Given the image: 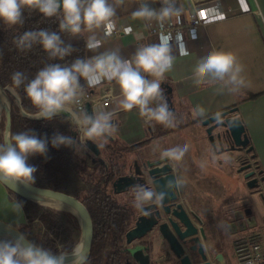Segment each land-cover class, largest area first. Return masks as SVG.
<instances>
[{"label":"clouds","instance_id":"clouds-1","mask_svg":"<svg viewBox=\"0 0 264 264\" xmlns=\"http://www.w3.org/2000/svg\"><path fill=\"white\" fill-rule=\"evenodd\" d=\"M137 4L132 15L146 22L155 21L161 27L167 21L180 22L183 9L177 0H134ZM158 2L160 7H152ZM124 0H0V23L11 28L23 25L24 11H36L43 17L59 19V31L47 29L25 31L15 40L20 51H30L39 45L47 53L50 60H64L74 51L71 44L66 45L60 32L72 36L87 33L85 47L96 52L102 40L95 34L101 31L109 37L116 30V6L123 5ZM126 34L132 32L131 27L124 29ZM136 38L142 39V34ZM177 42L181 37L175 38ZM180 55L188 52L180 45ZM176 57L173 55V37L171 33L161 32L159 42L139 46L133 56L124 59L119 49L110 50L96 55L75 58L71 64L50 63L41 68L31 80L22 72H15L12 77V91L23 85L24 97L34 112H27L21 105V113L30 119L51 122L57 117L65 118L72 126L71 131L78 135H65L59 131L49 137H38L31 129L13 133L5 129L0 136V186L18 191L29 189L36 183L37 167L28 161L30 157H48L49 146L59 149L69 148L74 154L82 155L87 149V141L97 142L100 147L114 137L118 131L114 122L118 111L131 112L137 109L146 125L153 122L165 128H175L183 119L170 110L164 89L161 84L166 73L173 69ZM244 66L232 52L213 50L197 60L193 68V77L197 84L222 85L230 93L239 92L246 87L242 73ZM27 80V83L25 81ZM95 88L103 82L115 84L119 88L116 100L117 108L107 110L98 105L89 114L84 108L86 90ZM193 117H204L205 109L197 107L192 110ZM218 122H222L217 114ZM234 123V121H230ZM190 145H175L160 152L162 162L183 161ZM212 161L216 162V151L211 149ZM228 163L230 157L223 156ZM203 166V165H202ZM163 181L161 183L160 181ZM186 180L174 170L169 178L166 174L159 180L153 179L150 185H133L130 189L131 207L142 215L151 214V206H163L166 199L174 191L179 190ZM13 208L16 213L23 212V202L15 201ZM57 207L55 211H61ZM218 227L227 230L228 225L221 222ZM10 231H16L10 228ZM79 246L65 248L59 245L56 252L42 247L29 240L27 235L16 232L13 238L0 239V264H77Z\"/></svg>","mask_w":264,"mask_h":264},{"label":"crops","instance_id":"crops-1","mask_svg":"<svg viewBox=\"0 0 264 264\" xmlns=\"http://www.w3.org/2000/svg\"><path fill=\"white\" fill-rule=\"evenodd\" d=\"M177 5L183 9L181 17L184 21L194 8L202 9L208 17L224 15L220 20L199 26L195 38H190L185 32L181 42L173 41L176 59L163 84L170 90V110L178 116L183 115L182 127L158 134L166 128L154 122L153 127L146 125L137 109L131 112L121 110L114 120L118 131L110 140L128 146L145 140L138 149L150 159L160 157V152L166 148L189 144L190 149L183 161L178 164L169 161L173 172L175 170L186 180L179 193L185 192L189 207L202 219L206 235L204 244L212 263L234 264L233 241L236 237L249 230L264 235V0H177ZM152 7L159 9L160 5L153 2ZM136 8L134 0H124L123 5H117L115 20L118 33L105 37L97 31L95 34L102 40L101 47L96 52L86 49L85 58L119 49V55L129 59L139 46L158 43V38L149 34L148 22L132 15ZM169 22L176 24L174 19ZM128 27L132 29L130 34L124 31ZM137 34L143 36L139 39L141 45L137 44ZM87 35H82L84 40ZM180 45L188 55H180ZM213 50L232 52L237 56L244 66L242 76L246 87L230 93L220 84L209 86L195 82L193 68L197 60ZM86 92L95 98L107 97L108 104L103 106L107 110L117 108L119 88L115 82H103ZM235 104L256 162L257 172L254 170L252 175L257 179L255 186L247 185L249 178L245 174L251 170H243L236 164L237 149L226 147V143L223 146L216 143L214 147L206 133V126L198 120ZM198 106L205 109L204 117H193L192 110ZM211 149H218L215 163ZM224 155L230 157L228 163L224 162ZM198 163L211 165V169L221 172L225 179H214L212 174L200 176ZM15 201L10 198L8 190L0 186V221L18 227L26 223V218L24 211L20 214L15 212ZM246 215L254 217L255 224L243 230L238 223ZM221 222L229 226L227 230L218 227ZM141 239L149 243L150 251L144 249V253L148 254V264H167V249L158 234H146ZM139 240H135L137 244Z\"/></svg>","mask_w":264,"mask_h":264},{"label":"trees","instance_id":"trees-1","mask_svg":"<svg viewBox=\"0 0 264 264\" xmlns=\"http://www.w3.org/2000/svg\"><path fill=\"white\" fill-rule=\"evenodd\" d=\"M58 23L59 19L57 17L46 18L36 11H29L27 9L24 11V23L22 26L16 25L9 28L0 23V85L3 88H12L11 77L15 72H22L27 77V80H31L47 64L60 63L62 65H69L77 57L85 58L87 48L85 47L84 38L82 36H72L67 32H60L61 38L66 45L71 44L74 51L70 56L65 57L64 60H50L47 53L39 45H34L30 51H20L16 47L15 40L23 32L42 28L49 31H59ZM27 80L25 83H27ZM81 84L88 91L87 85L83 80ZM6 93L10 102H12L13 96L11 92L6 90ZM15 93L18 94L20 100L19 107L22 105L29 113L35 111L24 97L23 85L21 88L16 89ZM15 108L18 110V106ZM229 109H233L230 113L231 116L239 117L236 104L224 110ZM2 120L5 121L4 114L1 116L0 123ZM198 120L202 121V119ZM17 124H20L24 131L31 129L38 137L50 138L57 131L65 135H78V133H74L69 129L70 123L63 117H57L51 122L34 120L17 114L11 108L10 129L12 132L16 130ZM181 127L182 123L178 124L175 128H166L158 134L180 129ZM144 142L146 141H140L128 146L120 144L112 145L108 141L103 147L99 146L100 152L104 157L98 159L99 161L95 164L96 167L88 173L86 179L96 187L91 191L85 192L81 197L90 212L93 222V237L89 257L82 264H137L125 243V233L131 228V222L134 219L133 212L130 208L117 202L113 194L112 182L120 169V164L117 163L116 157L134 152ZM246 149L248 152H252V147L249 143ZM56 159L55 148L49 146L47 160L50 165H55ZM8 194L10 198L23 202V211L27 222L26 205L40 210L38 220L43 224L44 231L40 235H37L35 240L27 236L29 240L42 247L49 248L53 252H56L58 244H63L65 248H71L74 245V240H71L72 233L74 230H80L78 221L74 215L63 210L55 211L53 208L44 207L40 203L31 202L10 191H8ZM58 217H62L65 221L62 228L66 237L63 239L58 227ZM22 233L24 232L22 231ZM139 244L144 246L147 252L150 251L148 241L140 239Z\"/></svg>","mask_w":264,"mask_h":264},{"label":"water","instance_id":"water-1","mask_svg":"<svg viewBox=\"0 0 264 264\" xmlns=\"http://www.w3.org/2000/svg\"><path fill=\"white\" fill-rule=\"evenodd\" d=\"M161 87L164 89L169 106L170 90L163 83ZM0 88L3 89L1 85ZM3 94L8 100L6 91L3 90ZM18 102L20 103L19 97ZM84 108L89 114L93 111L89 101L84 103ZM232 111L233 109H229L209 115L202 119L201 124L206 126V133L210 143L214 147L216 143L221 144L222 140L228 136L231 140V144L229 145L230 149H246L249 139L245 132V127L240 117L230 115ZM0 112H3L5 116L3 131L5 129H10L11 109L9 104L0 107ZM217 114H219L222 122H218ZM21 115L28 117L22 113ZM230 121H234V123H230ZM86 143L92 153L97 156L100 152L99 144L91 140ZM139 161L140 163L138 165H145L146 168L145 171H140L138 174L141 178V182L138 184L150 185L154 178L159 180L162 175L166 174L169 178L173 175L171 163L169 161L162 162L160 157L150 159L142 155ZM135 165H137V163H135ZM252 175V171H248L245 174V177L249 178L247 181V185L249 186H255L257 184L256 179L253 178ZM134 180L135 177L132 175L118 176L112 182L113 192L120 193L125 191L128 187L136 185L137 182H134ZM160 182L163 183L162 180ZM4 187L17 196L47 207L55 209L56 207L47 204L56 202L73 208L77 214L64 209L62 210L74 215L79 224L80 247L77 264H82L88 259L93 237V222L90 212L81 198L60 190L38 185H33L29 189L21 188L18 191H14L7 186ZM10 228L16 231H10ZM16 232L21 231L9 223L0 221V239L13 238ZM150 233L158 234L162 239L167 249L166 259L169 264H213L209 259L204 244L206 235L202 226V219L189 207L184 191L181 195L179 190L174 191L166 199L163 206L152 205L151 214L148 216L142 215L139 212L134 220L133 226L125 233V243L129 244L133 240L141 239L143 236ZM138 257L139 260L137 264H148L147 253H140Z\"/></svg>","mask_w":264,"mask_h":264},{"label":"rangeland","instance_id":"rangeland-1","mask_svg":"<svg viewBox=\"0 0 264 264\" xmlns=\"http://www.w3.org/2000/svg\"><path fill=\"white\" fill-rule=\"evenodd\" d=\"M11 92V91H10ZM11 95L13 96L12 102H10L8 98V104L10 109H14V111L17 114H20L19 102H18V96L11 92ZM18 106V110L15 108ZM3 115V112L1 113V116ZM1 120V117H0ZM4 123L5 121L2 120L0 123V133L3 132L4 129ZM153 127V126H151ZM69 129H72V126L69 124ZM24 131L20 124H17L16 130H14L13 133L16 132H22ZM108 141L113 145H117L112 140L108 139ZM0 142H2V136H0ZM97 143V142H96ZM120 145H123L122 143ZM229 145V144H228ZM138 149V148H137ZM139 153L143 154L141 150H138ZM237 152L235 160L236 164L241 167L243 170H251L255 173L257 172L256 162L254 158L252 157L251 153L248 152L246 149H237L235 150ZM57 159L55 160V165H50L49 161L43 157L40 156H33L29 158V163L31 165H34L37 167L38 171L35 174L36 175V183L35 185L43 186L55 190H60L69 194H72L74 196H77L81 198L85 192L93 190L96 186L89 183L87 181V175L90 171L94 170L95 164L98 159L104 157V155L99 152L97 156H95L92 151L87 147L86 150H84L83 154H74L73 151L66 149L64 147H61L59 149L55 148ZM235 153V152H234ZM144 156V154H143ZM134 158V155L131 153L122 154L116 157V161L120 165H129L132 162V159ZM94 164V165H93ZM203 165V166H202ZM198 167L200 171V176L203 175H211L215 179V177L220 178L222 181L225 179V176L221 173L216 171L215 169H211V165H204L199 164ZM258 179L259 176L257 175ZM212 178V179H213ZM117 202L121 205H125L127 208H130L132 211L134 208L131 207L130 200L131 196L128 192H120V193H113ZM47 207V206H44ZM51 208V207H48ZM54 209V208H53ZM26 210V216L28 219V222L26 221V224L20 225L16 227L20 231L22 230L29 238L35 240L37 235H40L44 231V226L40 221L38 220V215L40 214V210L35 209L34 207L30 205L25 206ZM133 215V213H132ZM134 216V215H133ZM131 222V227L133 226L135 216L133 217ZM59 222V229H60V235L63 239L66 237L65 232L63 231V225L65 224V221L62 217H58ZM25 225V226H24ZM21 231V232H22ZM71 240H74V245H77L80 241V232L78 230H74L72 233ZM138 240V239H135ZM133 240L128 244V249L130 251V254L133 256V258L138 262V255L144 252V247L137 244V242ZM58 244L56 251L58 249ZM147 262V261H146ZM165 262L168 263L167 259L165 258ZM147 264V263H146ZM171 264V263H170Z\"/></svg>","mask_w":264,"mask_h":264},{"label":"built area","instance_id":"built-area-1","mask_svg":"<svg viewBox=\"0 0 264 264\" xmlns=\"http://www.w3.org/2000/svg\"><path fill=\"white\" fill-rule=\"evenodd\" d=\"M224 18V15H217L215 17H208L202 9H193L188 13L187 20L184 21L180 16V22L173 24L169 21L165 22L163 27L155 21L148 22L149 34L154 35L159 40L161 32L171 33L173 41L179 34L181 42L184 39L185 32L188 33L190 38H195L197 35V28L205 26L208 23L217 21ZM113 33H118L115 30ZM177 42V41H176ZM178 42V43H179ZM137 44L141 45V40L137 39ZM89 101L92 109L94 110L98 105L106 106L108 98L92 97L88 92L84 98V103ZM263 189V188H262ZM264 193V190H262ZM255 224V219L251 215H246L239 223L240 229L252 228ZM233 254L235 257L234 264H264V235L257 231L249 230L244 234L238 236L233 241Z\"/></svg>","mask_w":264,"mask_h":264},{"label":"flooded vegetation","instance_id":"flooded-vegetation-1","mask_svg":"<svg viewBox=\"0 0 264 264\" xmlns=\"http://www.w3.org/2000/svg\"><path fill=\"white\" fill-rule=\"evenodd\" d=\"M224 143H226V147L229 146L231 144V140L230 138L227 136L224 140H222L221 144H218L220 146H223ZM229 144V145H228ZM139 149H136L134 152H131V154L134 155V158L132 159V162L127 165L125 167V165H119V172H118V175L114 178V180L118 177V176H121V175H128V176H134L135 177V180L134 182H137V184L139 182H141V178L140 176L138 175L140 173V171H145V165H138L140 163V158H142V155L141 153H139L138 151ZM135 163H137V165H135ZM113 180V181H114ZM132 188V186L128 187L125 191L123 192H128L130 193V189ZM133 215L135 216V219L137 217V215L139 214V212L135 209H133Z\"/></svg>","mask_w":264,"mask_h":264},{"label":"bare ground","instance_id":"bare-ground-1","mask_svg":"<svg viewBox=\"0 0 264 264\" xmlns=\"http://www.w3.org/2000/svg\"><path fill=\"white\" fill-rule=\"evenodd\" d=\"M11 89H12V88H10V87L3 88V89L0 88V96H1V99H0V107L5 106V105H8V100H7L6 97L4 96V94H3V90H4V91L9 90V91L12 92ZM0 117H1V112H0ZM47 205H50V206H52V207H56V208L59 207V208L64 209V210H66V211H69V212H72V213L77 214L76 211H75L73 208H71V207H69V206H66V205H63V204H61V203L50 202V203H48ZM77 245L80 247V244H79V243H78Z\"/></svg>","mask_w":264,"mask_h":264}]
</instances>
